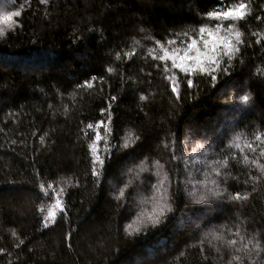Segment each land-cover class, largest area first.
Returning <instances> with one entry per match:
<instances>
[{
  "label": "trees",
  "instance_id": "1",
  "mask_svg": "<svg viewBox=\"0 0 264 264\" xmlns=\"http://www.w3.org/2000/svg\"><path fill=\"white\" fill-rule=\"evenodd\" d=\"M13 1L10 11L20 15L0 32V248L8 253L0 254V264H239L232 259L239 253L204 233L215 228L239 240L232 235L239 228L247 243L264 231V172L251 163L264 164V19H255L264 18V0H244L248 19L236 28L245 43L229 86L219 91L223 81L180 76L151 50L158 54L156 41L194 38L215 22L208 11L238 0ZM169 77L182 100L174 99ZM85 80L92 87H78ZM244 93L250 105L232 100ZM108 124L111 132L104 131ZM96 131L101 157L113 154L114 175L103 180V190L90 175ZM128 132L142 140L131 156L117 148ZM224 132L219 147L201 138ZM174 144L178 160L172 159ZM225 155L236 159L226 168L212 163ZM213 167L225 173L227 194L247 193L248 199L193 202L191 189L217 178ZM40 182L55 191H41ZM60 187L67 209L56 203ZM165 197L175 201L168 219L132 231ZM49 212L54 219H46ZM253 262L264 264V252L254 248Z\"/></svg>",
  "mask_w": 264,
  "mask_h": 264
},
{
  "label": "snow or ice",
  "instance_id": "2",
  "mask_svg": "<svg viewBox=\"0 0 264 264\" xmlns=\"http://www.w3.org/2000/svg\"><path fill=\"white\" fill-rule=\"evenodd\" d=\"M44 3H48V0H44ZM8 7V0H4L3 3H0V10L5 9ZM248 4L244 2V0H238L237 3L234 4H225L222 6V10L218 11H208L206 16L209 18H214L218 21H226L230 20L233 22H246L248 19ZM19 16L20 13H2L0 14V21L9 22L12 21L13 16ZM256 20H262L264 18L257 16L255 17ZM11 27V24H9ZM222 28L220 23L216 24V32L208 31L207 35L211 37L210 40H203L204 44V51H201L199 47H197L196 40H192L190 43H187V47L183 49L184 54L178 55L176 51H172L171 53L167 48L164 47L160 41H156L155 43L160 46L161 50L163 51V55H159L156 57L159 61H167L171 60L173 68L179 69L181 72L185 74L190 73H199L207 76L211 79L214 85L217 84L218 81H223L218 88V91L229 86V81L231 80L230 68L233 66V60L237 53L240 52V46L244 45L245 41L242 39L243 33L238 31L234 25L230 24L228 32L225 35H219V31ZM3 30L0 29V32ZM201 34L206 32L205 27H201L199 29ZM253 35H256L255 33ZM175 41H169V44H174ZM124 57H132L133 53H123ZM121 59V53H116V60ZM166 67V65H165ZM108 72H112L113 68L109 67L107 69ZM227 76V78H225ZM186 84L188 88L193 87V80L190 76L186 75ZM97 79L96 77H92L94 81ZM102 79V77L100 78ZM171 81V91L174 93V99L176 101L182 100L181 90L177 87V81L175 77H169ZM235 86V85H233ZM78 87H92V85L85 80L83 84L78 85ZM195 98V97H194ZM116 97H109L110 101H115ZM141 100L146 99L145 96H140ZM232 100L236 101L239 100L245 105H250L251 103V96L249 93H244L243 95H233ZM111 104H109V108ZM102 111L107 112V109H103ZM111 115L108 116V120L111 121ZM103 121L97 122L96 127L99 128L100 124H103ZM88 129H93V124H88L86 126ZM105 132H111L110 124L105 125L104 127ZM197 133L195 130L190 129L189 135L195 136ZM227 133H216L212 136H207L206 134H202L201 138L206 139L209 142L212 140L216 141V146L219 147L220 144L224 142ZM116 138V137H113ZM236 139H239V136H236ZM255 140H260L261 136L256 135L254 137ZM101 140V135L99 131L95 133V140L89 145L91 149V159H90V175L94 178V181L98 187L103 190V180L106 179L108 176L114 175L112 167H111V160L113 159L112 152H108V154L104 157H101L98 150V142ZM44 137H41V142L43 143ZM142 146L141 136L136 135L134 132H128L123 139V144L118 145L117 148L124 151L125 156H131L133 153L136 152L137 148ZM174 151L172 153V159L178 160L179 158L175 155V144H174ZM197 147H203V145H197ZM249 148H252V144L248 145ZM255 151L256 149H252ZM223 152V150H221ZM260 155L264 157V148L260 149ZM149 158L145 157V161ZM230 159H236L235 156L231 158L227 155L224 156L223 161H213L214 165L220 164L222 167L226 168L229 165ZM245 162H248V157L245 156ZM145 162L142 161V164ZM251 163L258 168L261 172H264V164H261L259 160H252ZM156 164H159V161H156ZM145 170L141 168V171ZM131 171V169H129ZM212 172L215 173L217 178L207 179L201 185H197L193 187L189 193V196L192 198L193 202L201 203V202H209V203H216L218 201H223L225 198L229 201H245L248 199V194L245 193L241 195L240 192H236L235 194H227V189L221 187L222 182H227V177L223 171H221L220 167H213ZM39 176V173H36ZM212 173H207L206 176H211ZM257 177H253V180H256ZM71 182V181H70ZM79 183L78 179L75 181ZM170 186V184H169ZM38 187L41 191L48 193L49 190L55 191V188L52 183L40 182ZM128 185L125 184L124 188H127ZM124 188H120L119 195L123 197L125 195ZM66 191L64 187H60L59 191L56 192V203L62 209H67V205L62 201L61 195ZM179 191V184H177V192ZM173 203L175 201L171 200L170 197H165L164 202H158L154 205L151 212H149L146 217H142L135 229L132 231L139 232L141 231V226L147 228L149 225L155 228L158 225H161L165 220L168 219L169 213H173ZM43 211V209H41ZM56 216L55 212H49L48 217L46 219H54ZM131 225L129 228L131 229ZM79 230V229H77ZM15 236L16 233L13 232ZM234 237H238L239 240L232 238L226 239L224 235L217 232L215 228L209 229L204 233L205 237H211L212 239L222 241L224 245L229 248H232L236 251L237 255L233 256V260L239 262V264H248L250 260L253 249L257 250V254L260 252H264V231H262L259 237L253 235L251 239L244 242L245 237L241 235L240 229L237 228L235 233H232ZM69 239H71L72 233L68 234ZM210 242V241H209ZM238 243L240 247H237ZM68 247L71 248V243L68 244ZM0 254H8L4 248H0ZM255 264V262H253Z\"/></svg>",
  "mask_w": 264,
  "mask_h": 264
},
{
  "label": "rangeland",
  "instance_id": "3",
  "mask_svg": "<svg viewBox=\"0 0 264 264\" xmlns=\"http://www.w3.org/2000/svg\"><path fill=\"white\" fill-rule=\"evenodd\" d=\"M4 2V1H3ZM2 0H0V3H3ZM14 4L13 0H8V7H6L5 9L0 10V14L2 13H13L10 11V7ZM15 17V15L13 16V18ZM13 18L12 21L9 22H4V21H0V29L9 26V24H11V26L14 24L13 23ZM213 20H215L214 23H211L209 26L205 27L206 28V32L204 34H201L200 31L198 30L197 35L194 38L191 39H187V38H180L183 40V42H181L180 44H177L175 38H171L169 40H175L174 44H169V42H167L166 44H163L165 48H167L169 50V52L171 53L172 51H176V53L178 55H183V49H185L187 47V43H190L192 40H196L197 42V47H199L201 49V51H204V44H203V40H210L212 39L211 37H209L207 35L208 31H213L216 32V24L220 23L222 25V28L219 31V35H225L228 32L229 29V25L232 24L235 26L236 28V23L237 22H233L230 20H226V21H218L216 19L213 18ZM237 29V28H236ZM165 42V41H164ZM164 42H160V43H164ZM153 57L155 58L156 61H158L159 64H163V65H168L170 67L173 68L171 60H167V61H159L156 59L157 56L159 55H163V51L161 50L160 46H158V54L156 53V48H152L151 50ZM177 72V71H176ZM185 75V73L180 71V76Z\"/></svg>",
  "mask_w": 264,
  "mask_h": 264
}]
</instances>
